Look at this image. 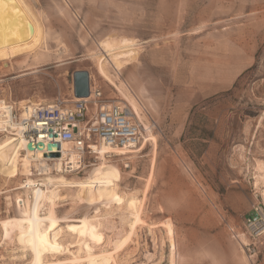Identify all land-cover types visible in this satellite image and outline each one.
Segmentation results:
<instances>
[{"label":"rangeland","instance_id":"obj_1","mask_svg":"<svg viewBox=\"0 0 264 264\" xmlns=\"http://www.w3.org/2000/svg\"><path fill=\"white\" fill-rule=\"evenodd\" d=\"M23 2L0 105L69 104L86 71L144 133L130 154L97 143L41 171L23 152L11 167L1 123L0 264H264V230L244 226L264 213V0H108L102 24L67 0Z\"/></svg>","mask_w":264,"mask_h":264},{"label":"built area","instance_id":"obj_2","mask_svg":"<svg viewBox=\"0 0 264 264\" xmlns=\"http://www.w3.org/2000/svg\"><path fill=\"white\" fill-rule=\"evenodd\" d=\"M3 105L4 129L23 123L21 134L32 143L40 135L45 136L44 148L49 143L64 142L71 144L73 150L83 156L92 151L93 144L103 143L129 153L143 140L144 128L137 114L121 102H106L101 90L94 86L89 88L88 97L76 98L69 104L62 101L31 103L22 109L14 103ZM44 151L48 154L46 149ZM255 211L244 225L252 240L264 230V213ZM246 249L249 251V246Z\"/></svg>","mask_w":264,"mask_h":264},{"label":"bare ground","instance_id":"obj_3","mask_svg":"<svg viewBox=\"0 0 264 264\" xmlns=\"http://www.w3.org/2000/svg\"><path fill=\"white\" fill-rule=\"evenodd\" d=\"M29 31H30V28L25 20V17L22 14L19 7H17L15 1L14 0H2V3H0V48L8 47V46H12L13 44H16L17 42H19V40L27 36ZM90 87L92 86L89 85V88ZM4 109H5V106L3 105V103H1L0 111ZM22 117H24V114L22 115ZM2 118H3V114L1 112L0 113V124L4 122ZM23 125H24L23 123H20L17 126L11 127L9 130L16 132L17 135L15 136L11 135L5 141L6 143H8V146H10V150L12 152L13 166L11 164V167H14V165L17 164L16 160L20 152L21 153L23 152L24 157H25V158L23 157V159L26 162L27 161L35 162V164H37L36 165L37 167L41 165V171L46 170V168L50 166V164L47 165V162H52V161H56V163L53 165H55V167H57V169H60L59 171H61V160L64 158V156H66L65 164L67 168L72 169L74 168V166H76L75 159H77L79 155L78 154L75 155L72 152H68L66 150L65 146L68 145V143L62 142L60 144L59 150H57L54 147L50 150H47V147L44 148V146L43 148H40L39 143L44 144L43 141H45L44 139L45 136L40 135L38 137V140L32 143L27 140V137L24 134H21L22 133L21 130L24 129ZM56 143H59V141H56ZM33 145H35V148H33ZM44 149H46L48 153H58L60 157L59 158L58 157L57 158L47 157L45 156L46 153ZM97 150L102 155V157H104L105 154L109 155V153L113 152V150H116L113 153L115 155H119L123 152V150H117V149L111 148L103 143H100V146L97 148ZM30 185H32V182H30ZM35 194H36L35 201H38V199L42 196V191L38 189ZM50 195L51 193L49 194V196Z\"/></svg>","mask_w":264,"mask_h":264},{"label":"crops","instance_id":"obj_4","mask_svg":"<svg viewBox=\"0 0 264 264\" xmlns=\"http://www.w3.org/2000/svg\"><path fill=\"white\" fill-rule=\"evenodd\" d=\"M17 7L23 10H29L27 6L24 4L23 0H14ZM69 7L75 10L77 13H80L84 17L86 22H91L93 17H100L99 23H103L102 20L105 16L108 15V0H67ZM124 6L126 9H132L134 6L139 7L142 10H150V5H142L146 4V0H123ZM148 3H150L148 1ZM107 11V13H106ZM139 15L141 13L138 12ZM85 22V23H86Z\"/></svg>","mask_w":264,"mask_h":264},{"label":"water","instance_id":"obj_5","mask_svg":"<svg viewBox=\"0 0 264 264\" xmlns=\"http://www.w3.org/2000/svg\"><path fill=\"white\" fill-rule=\"evenodd\" d=\"M73 94L75 98H86L89 95V74L86 71H76L73 74ZM51 136V134H50ZM40 148H43L44 144L39 143ZM47 150L53 147L57 150L60 149V143H49L47 144ZM35 148V145H33ZM47 157H58V153H48L45 154Z\"/></svg>","mask_w":264,"mask_h":264},{"label":"snow or ice","instance_id":"obj_6","mask_svg":"<svg viewBox=\"0 0 264 264\" xmlns=\"http://www.w3.org/2000/svg\"><path fill=\"white\" fill-rule=\"evenodd\" d=\"M0 3H2V0H0Z\"/></svg>","mask_w":264,"mask_h":264}]
</instances>
